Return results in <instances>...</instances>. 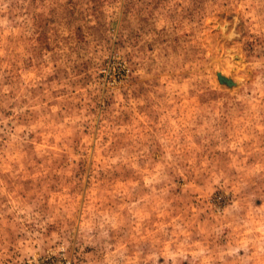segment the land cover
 I'll return each mask as SVG.
<instances>
[{
    "label": "rangeland",
    "instance_id": "rangeland-1",
    "mask_svg": "<svg viewBox=\"0 0 264 264\" xmlns=\"http://www.w3.org/2000/svg\"><path fill=\"white\" fill-rule=\"evenodd\" d=\"M0 264H264V0H0Z\"/></svg>",
    "mask_w": 264,
    "mask_h": 264
},
{
    "label": "water",
    "instance_id": "water-1",
    "mask_svg": "<svg viewBox=\"0 0 264 264\" xmlns=\"http://www.w3.org/2000/svg\"><path fill=\"white\" fill-rule=\"evenodd\" d=\"M218 80H219L220 83L229 84V81L226 80L225 78L221 77V76H218Z\"/></svg>",
    "mask_w": 264,
    "mask_h": 264
}]
</instances>
